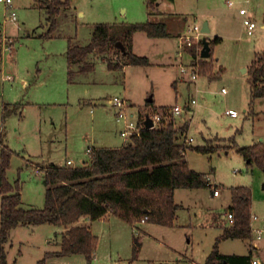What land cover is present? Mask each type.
I'll list each match as a JSON object with an SVG mask.
<instances>
[{"label": "rangeland", "instance_id": "374dc122", "mask_svg": "<svg viewBox=\"0 0 264 264\" xmlns=\"http://www.w3.org/2000/svg\"><path fill=\"white\" fill-rule=\"evenodd\" d=\"M228 1L233 4L228 5ZM39 3L12 0L10 7L0 3V28L6 39L12 40L3 39L11 48L2 50L0 134L12 150L6 177L11 182L20 181V206L40 208L44 204L46 185L43 173L35 172L36 165L63 164L69 157L73 166H79L90 160L88 147L122 144L121 125L107 102L114 95L129 98V110L136 115L153 108L146 105L149 97L156 107L182 106L184 111L172 116L176 126L187 123L180 143L216 147L209 152L186 147L185 160L190 169L210 175V182L219 190V195H213L210 187L176 190L178 223L185 226L141 220L130 224L108 215L107 220L93 224L100 243L91 262L75 254L53 258L49 264H176V256L179 264L204 262L220 229L230 225L227 212L235 186L250 189L252 231L249 237L222 241L219 251L250 252L264 264V237L256 238V230L264 228V155L261 163L257 154L249 162L238 152V148L254 145L264 153V97H251L248 76L252 60L264 52V0L162 3L185 28L209 21V32L201 37L220 38L211 55L204 58L210 69L199 67L200 44L194 60L172 33L152 39L140 32L135 36L134 52L148 57L147 65L108 69L103 60L94 57L89 71H80L78 64L70 66V82L65 55L68 39L86 44L94 23L145 22V0H72L61 9L50 36L45 35L47 12ZM240 7L247 8L256 23L251 34L243 25ZM12 11L15 20L9 17ZM108 56L117 60L112 53ZM191 64L196 67V79L181 71ZM4 103L11 112L3 109ZM229 108L237 115L227 114ZM63 229L47 223L12 228L5 245L8 264H44L40 262L44 253L59 249Z\"/></svg>", "mask_w": 264, "mask_h": 264}, {"label": "trees", "instance_id": "16d2710c", "mask_svg": "<svg viewBox=\"0 0 264 264\" xmlns=\"http://www.w3.org/2000/svg\"><path fill=\"white\" fill-rule=\"evenodd\" d=\"M38 6L46 9L48 28L46 36L56 29L57 16L61 9L72 0H39ZM157 0H145L147 12L153 13ZM143 31L149 37H165L169 33L163 22L147 20L145 22L94 23L90 40L77 45L69 38L66 48L67 76L70 80V66L78 64L80 71H89L93 62L88 57H98L106 63L108 69H120L127 65L148 64V57L137 55L132 50V36ZM210 55L213 45L220 38H208ZM120 42L124 50L116 46ZM197 44L202 39L187 46L186 51L195 58L198 55ZM3 49V35L0 28V82ZM108 53L116 55L115 61ZM92 57V58H93ZM202 71L210 69L206 59L198 58ZM252 87L251 97H264V52L257 55L248 68ZM71 81V80H70ZM153 101H147L152 110ZM9 104L3 109L11 112ZM142 113V112H141ZM187 123L176 126L173 117L159 127L142 128L138 135L120 146L92 147L89 162L72 166L53 163L36 165L43 173L46 185L44 204L40 208H23L21 203V185L19 179L13 182L6 177L10 166L12 150L3 144L0 135V264H8L6 243L9 231L18 225L47 223L63 227L59 237V249L46 251L40 262L53 256L82 254L91 262L98 244V236L90 226L80 223L82 218L95 220L111 213L121 220L133 224L141 219L145 222L164 226H173L179 205L174 201L176 188H213L208 174L190 169L186 160V147L197 152L213 151L215 146H186L180 143V135ZM249 162L258 155L261 163L263 150L254 145L238 148ZM251 198L246 186L231 188V203L228 211L233 214L230 225L223 227L216 237L204 264H251L252 254H224L218 249V242L226 238H245L251 235Z\"/></svg>", "mask_w": 264, "mask_h": 264}, {"label": "built area", "instance_id": "2783aa9c", "mask_svg": "<svg viewBox=\"0 0 264 264\" xmlns=\"http://www.w3.org/2000/svg\"><path fill=\"white\" fill-rule=\"evenodd\" d=\"M248 1V0H245ZM0 3L5 4L6 6H11L12 0H0ZM228 5H232L233 1H228ZM239 13L243 17V25L246 27L247 34H251L253 28H255L256 23L254 20L251 19L250 15L248 14V10L245 7H240ZM10 19L15 20L16 14L12 11L10 13ZM202 25L195 24L192 28L187 29V32L179 37V43L181 48L183 50L186 49L187 46H192L194 43L199 42L202 39ZM5 41H9L10 43L12 40L4 38ZM11 48V45H5V42H3V48ZM186 51V50H185ZM192 66L190 68L182 67V72H189V77L191 79H196V67L195 65L191 64ZM222 92L225 91L224 88L221 89ZM107 102L115 109V120L117 123L121 125V128L119 130V135L125 139L124 141L127 142L131 139V136L138 135L142 128H148L145 126L144 121L146 118H150L152 121L153 127H159L167 122V119H170L173 115H179L184 111L182 106H179L177 104L172 106H165L163 109L158 108L155 110H148L146 112H137V115L134 114V112L130 111V104L128 103L127 99L125 97L114 95L108 98ZM192 103H195V99H191ZM186 106V105H185ZM226 113L235 116L237 115V111L234 109H228L226 110ZM91 148H88V151L90 153ZM67 164H70L72 161L71 159L66 160ZM35 172H40V168L36 166ZM207 178L211 181V176L208 175ZM213 194L217 195L219 193L218 188L213 186ZM227 217L229 222L231 223L233 221V214L228 211ZM142 222H144V219H141ZM264 237V228L263 229H257L256 230V238L261 239ZM251 264H261L260 260L257 258L251 259Z\"/></svg>", "mask_w": 264, "mask_h": 264}, {"label": "crops", "instance_id": "0c3cea01", "mask_svg": "<svg viewBox=\"0 0 264 264\" xmlns=\"http://www.w3.org/2000/svg\"><path fill=\"white\" fill-rule=\"evenodd\" d=\"M165 0H157L156 1V3H155V11L153 12V13H148L147 12V19L145 20V21H147V20H150V21H154V22H163V23H165V25H166V29H167V31H168V33H172V35H174L175 36V38L176 39H178L179 40V37L181 36V35H183V34H185L186 32H187V29H189V28H185V27H183V22L181 21V19L178 17V16H175L172 12H170V11H168L167 9H168V7H167V5H166V7L164 8V7H162L161 5H162V3L164 2ZM37 5H39V4H37ZM58 20V19H57ZM206 21V20H205ZM59 22V21H58ZM207 23H208V27H209V21H207ZM202 24V23H201ZM262 26H264V25H262ZM140 32H143V31H136V32H134V34H133V36H132V50H133V52H134V45H135V36L138 34V33H140ZM2 35H3V39L5 38V37H7V36H5L4 34H3V32H2ZM145 35H146V33H145ZM147 36V35H146ZM208 37L209 38H212V37H210L209 35H208ZM218 37V36H217ZM91 38V37H90ZM152 39L153 38H167V36H165V37H151ZM90 40V39H89ZM4 49V48H3ZM2 49V50H3ZM135 53V52H134ZM136 54V53H135ZM138 55V54H137ZM144 56V55H143ZM92 55H90L89 57H88V60H91L92 59ZM94 58V57H93ZM67 61V60H66ZM2 64V63H1ZM68 67V66H67ZM126 66H124L122 69H124ZM1 71H2V66H1ZM70 82V81H69ZM126 99H129V98H126ZM128 103H129V100H128ZM4 104H7V103H4ZM3 104V105H4ZM130 104V103H129ZM133 104V103H132ZM131 105V104H130ZM229 109H231V108H229ZM228 110V109H227ZM1 135V134H0ZM98 140H99V138H98ZM3 142V141H2ZM124 143V141H122V144ZM4 144V143H3ZM121 144V145H122ZM117 146H120V145H117ZM92 147H99V146H90V147H88V148H92ZM105 147H115L114 145H106ZM88 148H87V150H86V152L89 154V156H90V153H89V151H88ZM67 159H71V161L73 162V160H72V158H69V157H66V159H65V163H63V164H57V163H53V162H49V163H53V164H56V165H67V162H66V160ZM72 162L70 163V165H72ZM85 163H87V161H85V160H83V164H85ZM41 165V164H40ZM82 165V164H81ZM73 166V165H72ZM177 189H179V188H176L175 190H174V194H173V197H174V201L177 203V201L175 200V192H176V190ZM189 189H194V188H189ZM212 192H213V189H212ZM214 195V194H213ZM217 195H219V193L217 194ZM179 205V204H178ZM178 209H179V207H178ZM178 209L176 210V216H175V219H174V224H173V226H170V227H174V226H185V224H179L178 223ZM108 215H111V213H107L106 215H104L103 217H101V218H98V219H95V220H89L88 218H82L81 220H80V222H84V223H86V224H88L89 226H90V229H91V231H92V233L93 234H95L94 233V231H93V224H94V222L95 221H97V220H107L108 219ZM113 215V214H112ZM144 223H146V222H144ZM57 228H59V227H57ZM222 233V229H220V232H219V234L216 236V237H218L220 234ZM95 235H97V234H95ZM98 236V235H97ZM227 239H240V238H226V239H221L219 242H218V245L222 242V241H224V240H227ZM99 243H100V237L98 236V244H97V248H96V250H95V252H94V256H93V259L96 257V254H97V252H98V250H99ZM253 246V245H252ZM254 247V246H253ZM212 249V248H211ZM211 249L209 250V252L206 254V256H204V262H205V260H206V257H207V255L210 253V251H211ZM219 249V248H218ZM58 250V249H57ZM221 252V251H220ZM221 253H224V252H221ZM224 254H248V253H224ZM73 255H75V254H72V255H68V256H59V257H57V256H53V257H48V258H46V261L44 262V264H49L50 263V260L51 259H53V258H69V257H71V256H73ZM176 258V264H179V262H180V258L178 257V256H176L175 257ZM252 258H254L253 256H252ZM92 259V260H93ZM162 261V260H161ZM129 263H131L132 262V260H129L128 261ZM160 262V261H159ZM192 262L193 263H196L195 262V260L192 258ZM204 262H198V264H204ZM161 263V262H160ZM159 263V264H160ZM164 263V262H163ZM163 263H161V264H163Z\"/></svg>", "mask_w": 264, "mask_h": 264}, {"label": "water", "instance_id": "95a60500", "mask_svg": "<svg viewBox=\"0 0 264 264\" xmlns=\"http://www.w3.org/2000/svg\"><path fill=\"white\" fill-rule=\"evenodd\" d=\"M202 33H208L209 32V27H208V23L207 21H204L202 23V29H201ZM116 46H118L120 49L124 50V46L122 45V43L117 42ZM210 56V45H209V40L206 36L202 37V48L200 50V57L201 58H208ZM147 101H152V97H149L147 99ZM144 124L146 127H151L152 126V121L150 118H146V120L144 121Z\"/></svg>", "mask_w": 264, "mask_h": 264}]
</instances>
